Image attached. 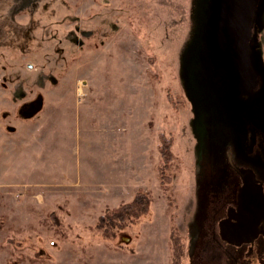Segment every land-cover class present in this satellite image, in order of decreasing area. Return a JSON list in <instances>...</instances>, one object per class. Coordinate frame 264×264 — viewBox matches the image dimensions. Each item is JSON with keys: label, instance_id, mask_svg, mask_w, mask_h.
Returning a JSON list of instances; mask_svg holds the SVG:
<instances>
[{"label": "rangeland", "instance_id": "obj_1", "mask_svg": "<svg viewBox=\"0 0 264 264\" xmlns=\"http://www.w3.org/2000/svg\"><path fill=\"white\" fill-rule=\"evenodd\" d=\"M235 4L0 0V264H264L220 235L238 170L264 189V0L250 77Z\"/></svg>", "mask_w": 264, "mask_h": 264}, {"label": "water", "instance_id": "obj_2", "mask_svg": "<svg viewBox=\"0 0 264 264\" xmlns=\"http://www.w3.org/2000/svg\"><path fill=\"white\" fill-rule=\"evenodd\" d=\"M257 0H236L234 25L241 33L240 62L247 77L251 76L250 46ZM241 187L239 191L240 215L231 209L229 218L220 222V235L228 243L240 245L253 243L264 233V189L250 168L239 169Z\"/></svg>", "mask_w": 264, "mask_h": 264}, {"label": "trees", "instance_id": "obj_3", "mask_svg": "<svg viewBox=\"0 0 264 264\" xmlns=\"http://www.w3.org/2000/svg\"><path fill=\"white\" fill-rule=\"evenodd\" d=\"M161 143L162 145L160 146V153H161V158H162V164L160 167V172L163 175L164 174V170L165 168H167L168 166V162L170 161L171 158V153H170V140L166 139L164 136L161 137ZM132 203H134L133 205L136 206H140L142 205L143 202V195L141 194V189H139V191L136 193V195L133 198ZM131 205V203H126L124 204L122 207H127L129 208ZM122 208H120L119 212H121ZM107 212H109V210H107ZM109 219H113L116 217H121L122 214L121 213H116V212H109ZM104 217L103 215L100 216V220H99V224L102 223L104 221Z\"/></svg>", "mask_w": 264, "mask_h": 264}, {"label": "bare ground", "instance_id": "obj_4", "mask_svg": "<svg viewBox=\"0 0 264 264\" xmlns=\"http://www.w3.org/2000/svg\"><path fill=\"white\" fill-rule=\"evenodd\" d=\"M79 92L81 91V89L78 90Z\"/></svg>", "mask_w": 264, "mask_h": 264}]
</instances>
